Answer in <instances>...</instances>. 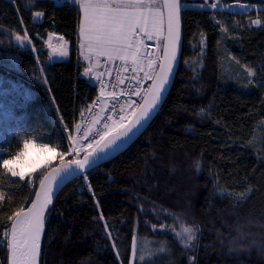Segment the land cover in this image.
Instances as JSON below:
<instances>
[{
  "label": "trees",
  "instance_id": "trees-1",
  "mask_svg": "<svg viewBox=\"0 0 264 264\" xmlns=\"http://www.w3.org/2000/svg\"><path fill=\"white\" fill-rule=\"evenodd\" d=\"M235 2L264 6L225 3ZM208 8H184L179 75L146 133L59 194L41 264H264V144L252 145L264 141V9ZM79 19L76 3L0 0V158L24 139L64 151L98 96L78 52ZM53 35L70 44L68 60L52 57ZM227 61L237 80L226 77ZM42 176L0 169V264H9L8 218L28 206ZM187 226L199 231L193 248L175 234Z\"/></svg>",
  "mask_w": 264,
  "mask_h": 264
},
{
  "label": "snow or ice",
  "instance_id": "snow-or-ice-1",
  "mask_svg": "<svg viewBox=\"0 0 264 264\" xmlns=\"http://www.w3.org/2000/svg\"><path fill=\"white\" fill-rule=\"evenodd\" d=\"M161 4L162 8L158 7ZM211 7H216V5L213 4ZM80 8L83 11L80 34L87 39L89 51H95L97 55H107L109 59L113 58L114 53L130 48L132 46L130 39L137 32L147 33L149 28L157 33L162 32L164 25L163 9H167V45L164 55L168 67L167 71L164 67H161L163 75L159 78L158 85L154 84L149 89L152 97L150 102L146 98H143V104H137L135 101L129 100L127 102L128 107L133 104H136V107L128 114H125L124 106H120L119 112L112 111L109 116L104 118L103 125L97 128L95 135H92L90 140L89 133L91 129L81 131L79 124L75 126V135L69 132V144L64 151L59 153L61 166L54 169L60 182L70 176H75L77 173L86 178V169L90 170L97 160L109 154V150L116 151L120 148L151 119L162 99V93L165 91L164 86L168 82L167 76L171 72V63L176 59L179 41L178 27L181 0H80ZM35 15L40 17L43 13L36 12ZM259 22V20L253 21L257 24ZM148 38L151 39L152 37L149 35ZM15 39L23 44L26 36L17 35ZM136 51L138 52L139 49ZM61 55H64V53L62 52ZM119 58L123 60L126 57L119 56ZM132 58L135 62V54ZM6 94L4 93V95ZM134 94L138 97L141 96L139 89ZM111 95L115 96L116 94L112 93ZM101 111H104V109H101ZM113 117H116V119H113ZM93 123L98 124L99 120ZM17 135H19V132H17ZM77 137L81 141L89 140V142L86 146L81 144V147L77 148ZM30 149L55 153L57 146L45 143L43 140L37 142L35 139H24L15 154L9 155L8 158H0V169H3L12 177H19L20 180H23L25 173L18 170L17 165L23 163ZM2 151L3 149H0V152ZM81 151L85 153L83 159L79 158ZM73 153H75V158L67 161L65 165V157ZM46 180L51 185L56 182V177L49 172L44 176V179H40L42 190L45 188ZM57 187H59V183H57ZM243 198V194H241L240 199ZM3 199L4 195L0 192V201ZM37 200H40L39 194H37ZM50 202L51 188L49 187L45 191L44 204ZM44 210L43 206L37 210V204L33 202L27 211L20 208L9 216L8 219L13 223L10 230L3 235L9 238L7 247L10 250L11 264H37ZM177 236L184 240L185 247H190L191 241L196 239L194 230L190 228H185L183 235L177 233ZM133 255H135V245H133Z\"/></svg>",
  "mask_w": 264,
  "mask_h": 264
},
{
  "label": "built area",
  "instance_id": "built-area-1",
  "mask_svg": "<svg viewBox=\"0 0 264 264\" xmlns=\"http://www.w3.org/2000/svg\"><path fill=\"white\" fill-rule=\"evenodd\" d=\"M159 51L160 46L155 42H150L146 46L144 57L153 59L159 54ZM99 73V77L93 82L98 90V96L79 114L76 121V125L81 126V131L91 129L89 140L92 135H95L97 128L103 125L104 118L109 116L112 111L119 112L120 106H124L125 114L130 113L136 107V104L128 107L127 102L131 100L140 104L147 91V75L134 63L126 59L102 58ZM137 89L141 93L139 97L134 94ZM112 93L116 95L113 96ZM101 109H104V111H101ZM113 119H116V117H113ZM96 120H99L98 124L93 123ZM73 133L76 134V129ZM89 140H83V145L86 146ZM77 141L79 144L81 143L79 137H77Z\"/></svg>",
  "mask_w": 264,
  "mask_h": 264
},
{
  "label": "water",
  "instance_id": "water-1",
  "mask_svg": "<svg viewBox=\"0 0 264 264\" xmlns=\"http://www.w3.org/2000/svg\"><path fill=\"white\" fill-rule=\"evenodd\" d=\"M163 11H164V20H165V35H164V40H163V44H162L161 58H160V62H159V65L157 67V70H156V72L153 76V79L151 80V83L149 85V88H148V90L144 96V98H146L149 102L151 101V98H152L151 94L149 92V89L154 84L158 85L159 78L163 75L161 73V67H164L165 71H167V67H168V64H167V61H166L165 55H164L165 47L167 45V9H163ZM178 34H179V41L177 44L176 59L174 62L171 63V72L167 76L168 82L164 86L165 91L162 93V99L159 102L157 110L155 111L154 115H152L151 119L147 123H145L144 126L142 128H140V130L138 132H136V134L134 136H132V138L130 140H128L126 143H124L120 148H118L116 151L109 150V154L104 156L102 159L97 160L96 164L93 165L90 170L86 169L87 173L90 172L91 170L101 166V165H104L105 163L111 161L112 159L118 157L119 155H121L125 151H127L142 135H144L146 133V131L149 129V127L151 126V124L156 119V117L158 116V114L162 110L163 106L167 102V100L170 96V93L174 87V84L178 78L179 71L181 68L182 57H183L185 34H184V8H183L182 0H181V11L179 13ZM143 103H144V99L142 100V102L140 104H143ZM83 156L80 159H83ZM69 160H72V159L65 160V165L67 164V161H69ZM60 166H61V162L53 165L52 167H50L47 170V172L44 174V176L47 175L49 172H51L53 174V176L56 177V182H53L51 185H49V181L46 180L45 181V188L43 190L40 188V182H39L36 189H35V193H34V196L31 200V202L24 209L25 211H27L33 202H36L37 210L41 206H43L45 209L43 212V218H44L43 219V229H42V233H41L40 240H39V256H38L37 264H41L43 245H44V239H45V233H46V219H47L48 213L50 212L51 208L55 204V202H56L59 194L61 193V191L71 181L82 176V174L77 173L75 176H70V177L64 179L62 182H60L59 176H57L56 172L54 171V169L60 168ZM44 176L41 179H44ZM57 183H59V187H57ZM49 187L51 188V202L45 205L44 204V195H45V191H47ZM37 194H39L40 200H37ZM12 223H13V221H12ZM12 223H11V225H12ZM9 264H11L10 250H9ZM131 264H134V259L132 260Z\"/></svg>",
  "mask_w": 264,
  "mask_h": 264
},
{
  "label": "rangeland",
  "instance_id": "rangeland-1",
  "mask_svg": "<svg viewBox=\"0 0 264 264\" xmlns=\"http://www.w3.org/2000/svg\"><path fill=\"white\" fill-rule=\"evenodd\" d=\"M57 1H58V3L57 2L56 3L60 5L61 4L60 0H57ZM185 1L186 2L183 5V7L185 9H201V10H203V9H206L207 7H209L208 9H210L211 11H221V12H227V13H233V14H246L252 10L264 9V6L243 4V3H239V2H235L233 4H228V3H225L227 0H205V1L210 3V4H208V6L191 2L193 0H185ZM213 4H215L216 7H211V5H213ZM78 8H79V5H78ZM53 36H55V35H53ZM59 39H62V38H59ZM59 39H56V40L50 39L48 41V43L51 47L52 57L55 60H68L70 58V51H71L70 44L67 41H65L64 39H63L64 42H61ZM150 42H154V41H150ZM62 52L64 53V55H61ZM78 52H80V51L78 50ZM158 58H159V54H158ZM228 59L230 60V58H228ZM80 60L82 61L81 57H80ZM158 63H159V61H156V65H158ZM91 68L93 70H95L93 63H91ZM99 68H101V65L99 66ZM156 69H157V66H156V68L154 67L152 69L153 70L152 74L150 76H147L149 78L148 80L151 81L153 79V75H154L153 73ZM225 72H226L225 73L226 77L230 78L232 80H237V78H239V76H240V70L238 68H236L232 64V62H230V61L226 62ZM95 74L96 73H93V72L87 74V76L91 79L92 82H94V80L97 78ZM250 75H252V74L250 73L249 76ZM247 79H250V78H247ZM243 81L246 82V78ZM263 142H264L263 138L259 137L252 142V145L254 146V148H256V151H259L260 148H262V146L264 144ZM81 144H83V141H81L80 144L77 141L76 147L80 148ZM257 148H259V149H257ZM60 152H61V150L59 148H57V151L55 153L40 151L39 149H30L28 156L25 157L22 164L17 165V168H18V170L24 171L25 174L29 173V175H31L32 178L35 175H38L39 173L45 174L50 167L61 162L60 156H59ZM83 153H84L83 151L80 152L79 158L82 156ZM73 158H75V153L66 156L65 160L73 159ZM44 174H43V176H44ZM185 228L193 229L195 232V235H196V239H197V237L199 235V231L196 230V228H193L192 226H187V227H184L181 231H176L175 232L176 236H177V233H180L181 235H183V230ZM177 238L185 246L184 240L178 236H177ZM196 239L191 241V246L189 248H193V245L196 242ZM142 253H146V247L143 248Z\"/></svg>",
  "mask_w": 264,
  "mask_h": 264
},
{
  "label": "crops",
  "instance_id": "crops-1",
  "mask_svg": "<svg viewBox=\"0 0 264 264\" xmlns=\"http://www.w3.org/2000/svg\"><path fill=\"white\" fill-rule=\"evenodd\" d=\"M57 3L58 1L55 0ZM61 4L60 5H66L69 3H76L79 5V12H80V19H79V28H78V37H79V55L82 59V62L87 65V74L88 73H96V77H99V66L101 65V59L102 58H108L107 55L101 54L97 55L95 51L90 52L88 48V41L85 37H82L80 34V24L83 19V11L80 8V0H60ZM158 7L162 8V4L158 5ZM149 35L152 37L149 39ZM164 35H165V20H164V25H163V30L160 33L154 32L151 28H149L147 33H141L137 32L135 35H133L130 39L131 47L130 48H125L119 53H114L113 58H119V56H125L126 60L134 63L142 72H144L147 76H150L152 74V69L155 67L156 68V61H158V56H156L154 59H147L144 57L145 54V49L147 44L150 41L156 42L159 46L162 45L163 40H164ZM59 36H52L50 39L56 40L61 37ZM61 42H64L63 39H59ZM139 49L137 52L136 50ZM135 54L136 60L135 62L133 61V55ZM87 57V58H86ZM91 63H93V66L95 67V70L91 68ZM155 73V71H154ZM153 73V74H154Z\"/></svg>",
  "mask_w": 264,
  "mask_h": 264
}]
</instances>
